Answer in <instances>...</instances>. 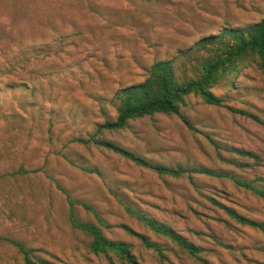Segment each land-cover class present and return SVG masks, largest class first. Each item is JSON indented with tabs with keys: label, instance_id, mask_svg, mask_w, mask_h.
Instances as JSON below:
<instances>
[{
	"label": "rangeland",
	"instance_id": "obj_1",
	"mask_svg": "<svg viewBox=\"0 0 264 264\" xmlns=\"http://www.w3.org/2000/svg\"><path fill=\"white\" fill-rule=\"evenodd\" d=\"M263 18L264 0H0V264H25L20 248L35 264H128L94 254L70 208L108 240L129 244L139 264H264V234L223 209L264 224V198L236 183L264 192V72L256 64L233 87L212 91L222 106L185 99L181 114L193 130L158 114L97 135L153 165L219 177L160 176L76 141L116 119L108 100L142 83L155 61ZM136 214L201 251L191 255Z\"/></svg>",
	"mask_w": 264,
	"mask_h": 264
},
{
	"label": "trees",
	"instance_id": "obj_2",
	"mask_svg": "<svg viewBox=\"0 0 264 264\" xmlns=\"http://www.w3.org/2000/svg\"><path fill=\"white\" fill-rule=\"evenodd\" d=\"M250 64H256L264 72V18L258 23L243 28H224L217 34L202 37L185 51L179 52V58L155 61L147 72L142 83L123 87L115 93L109 103L115 108L116 119L105 121L96 126V134L89 139H78L81 144L95 145L106 148L136 165L152 169L160 176L171 178H190L193 174L219 177L220 175L207 169L166 167L153 165L144 157L128 151L110 141L97 137L103 131H117L127 129L129 122L138 118L153 117L155 115H177L193 130L187 118L181 114L185 106V99L192 95L199 97L205 104L222 106L223 98L216 96L212 91L217 88L234 85V81L241 71ZM234 151V150H233ZM236 153L247 156L243 151ZM84 170H87L83 167ZM91 173L99 174L97 169H88ZM237 185L253 191L264 198V192L254 189L245 182H236ZM71 204V202H70ZM84 208L93 212L92 208ZM226 213L240 224L259 230L264 234V224L258 223L236 214L233 210L223 207ZM150 230L162 235L179 247L195 256L201 251L187 243L178 234L153 219L136 214ZM71 224L91 237L90 249L94 254L117 255L128 264H139L130 254V245L125 242H115L105 238L100 229L90 223H81L73 217V210H69ZM124 230L136 236L149 248L159 251L155 244L150 243L146 237ZM24 255L25 264H35L26 251L20 248Z\"/></svg>",
	"mask_w": 264,
	"mask_h": 264
}]
</instances>
